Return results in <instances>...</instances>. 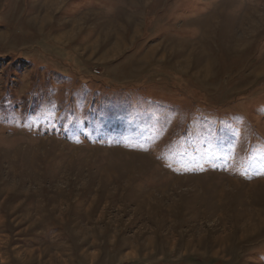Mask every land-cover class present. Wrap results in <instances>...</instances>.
I'll list each match as a JSON object with an SVG mask.
<instances>
[{"label": "rangeland", "instance_id": "obj_1", "mask_svg": "<svg viewBox=\"0 0 264 264\" xmlns=\"http://www.w3.org/2000/svg\"><path fill=\"white\" fill-rule=\"evenodd\" d=\"M262 173L264 0H0V264H264Z\"/></svg>", "mask_w": 264, "mask_h": 264}, {"label": "crops", "instance_id": "obj_2", "mask_svg": "<svg viewBox=\"0 0 264 264\" xmlns=\"http://www.w3.org/2000/svg\"><path fill=\"white\" fill-rule=\"evenodd\" d=\"M90 8H92V9H94V10H96V11H100V7H99V8H93V7L90 6L89 9H90ZM81 11H82V10H81ZM63 35H64V34H63ZM63 35H62V34L58 35V37H59L58 39L64 38L65 35H64V36H63Z\"/></svg>", "mask_w": 264, "mask_h": 264}, {"label": "trees", "instance_id": "obj_3", "mask_svg": "<svg viewBox=\"0 0 264 264\" xmlns=\"http://www.w3.org/2000/svg\"><path fill=\"white\" fill-rule=\"evenodd\" d=\"M55 90H56V89H55V88H53V89H52V93H54V92H55Z\"/></svg>", "mask_w": 264, "mask_h": 264}, {"label": "snow or ice", "instance_id": "obj_4", "mask_svg": "<svg viewBox=\"0 0 264 264\" xmlns=\"http://www.w3.org/2000/svg\"><path fill=\"white\" fill-rule=\"evenodd\" d=\"M262 174H264V173H262Z\"/></svg>", "mask_w": 264, "mask_h": 264}]
</instances>
